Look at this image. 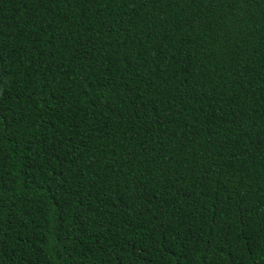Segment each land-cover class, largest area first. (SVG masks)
Here are the masks:
<instances>
[{
    "label": "trees",
    "instance_id": "16d2710c",
    "mask_svg": "<svg viewBox=\"0 0 264 264\" xmlns=\"http://www.w3.org/2000/svg\"><path fill=\"white\" fill-rule=\"evenodd\" d=\"M0 264H264V0H0Z\"/></svg>",
    "mask_w": 264,
    "mask_h": 264
}]
</instances>
